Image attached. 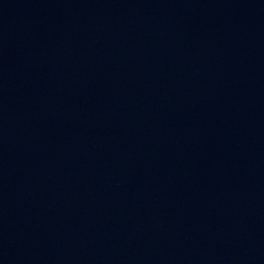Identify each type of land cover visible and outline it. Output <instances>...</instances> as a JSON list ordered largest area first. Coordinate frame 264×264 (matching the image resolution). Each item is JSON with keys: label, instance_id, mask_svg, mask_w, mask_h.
<instances>
[{"label": "water", "instance_id": "water-1", "mask_svg": "<svg viewBox=\"0 0 264 264\" xmlns=\"http://www.w3.org/2000/svg\"><path fill=\"white\" fill-rule=\"evenodd\" d=\"M0 264H264V0H0Z\"/></svg>", "mask_w": 264, "mask_h": 264}]
</instances>
